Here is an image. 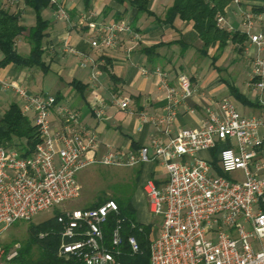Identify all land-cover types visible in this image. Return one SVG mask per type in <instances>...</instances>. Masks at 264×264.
Masks as SVG:
<instances>
[{
	"label": "built area",
	"instance_id": "obj_1",
	"mask_svg": "<svg viewBox=\"0 0 264 264\" xmlns=\"http://www.w3.org/2000/svg\"><path fill=\"white\" fill-rule=\"evenodd\" d=\"M59 15L69 18L64 10ZM217 21L223 26L225 18L221 15ZM88 27L94 32L91 46L98 50L113 48L118 34L132 32L127 22L105 25L91 21ZM249 36L256 47L253 86L263 92L264 34ZM92 79L97 81L98 75L93 74ZM0 86L15 90L22 113L33 115L41 139L28 156L0 146V264H13L18 250L7 252L3 232L17 222H30L42 212L78 199V174L82 170L97 164L136 167L150 159L147 149L138 154L111 151L99 159L90 157L97 147V137L84 127L79 111L57 105L54 95L34 94L16 83L0 82ZM179 86L177 103L194 93L191 79L185 74L180 75ZM130 103L125 98L120 107L127 109ZM170 111L169 120L175 116L174 108ZM53 113L60 118L61 126H54ZM96 115L102 118L103 113L98 110ZM262 125L259 119L243 116L231 101L223 99L206 109L202 127L185 129L167 142H154L155 156L166 170L167 181L158 186L148 179L144 184L150 213L162 218L151 239L150 264H264ZM218 147L222 174L215 170L213 159L200 157ZM229 174H240L241 178L230 179ZM111 213H119L114 200L59 215L58 222L63 225L59 256L67 260L74 257L82 264H121V221L109 246L102 229ZM127 245L132 255L140 252L134 235L127 238Z\"/></svg>",
	"mask_w": 264,
	"mask_h": 264
},
{
	"label": "crops",
	"instance_id": "obj_2",
	"mask_svg": "<svg viewBox=\"0 0 264 264\" xmlns=\"http://www.w3.org/2000/svg\"><path fill=\"white\" fill-rule=\"evenodd\" d=\"M174 2L149 0L152 14L148 15L116 0H91L88 8L83 0H56L41 13L50 22L43 54L47 71L16 64L0 67V82L16 83L34 94L54 95L57 105L79 111L84 127L97 137V147L90 157L99 159L111 151L138 154L147 149L150 160L137 167L139 193L132 199L135 209L141 196L149 205L144 191L148 179L158 186L167 181L166 170L155 156L154 142H167L185 129L202 127L208 107L228 99L243 116L262 122L259 134L264 138V91L253 86L256 47L249 36L264 34V0H232L224 14L217 16L225 18L219 27L245 34L247 40L230 43L224 49L215 42L206 52L193 22L179 17L173 23L165 21ZM1 8L14 13L28 28L36 24V12L25 0H0ZM61 10L67 12L68 19L60 17ZM91 21L105 25L127 22L132 32L118 34L113 48L94 49V32L88 27ZM27 35L17 39L22 55L31 51ZM3 57L0 50V61ZM95 73L97 81L92 79ZM182 74L191 79L194 93L177 103ZM125 98L131 103L122 109L120 103ZM12 103L22 104L13 88L7 91L0 86V121ZM173 108L175 116L169 120ZM98 110L102 118L97 117ZM52 122L61 126L55 113ZM218 149L203 152L200 157L213 159L220 173ZM260 157L264 163V143Z\"/></svg>",
	"mask_w": 264,
	"mask_h": 264
},
{
	"label": "trees",
	"instance_id": "obj_3",
	"mask_svg": "<svg viewBox=\"0 0 264 264\" xmlns=\"http://www.w3.org/2000/svg\"><path fill=\"white\" fill-rule=\"evenodd\" d=\"M83 1L88 8L91 0ZM116 1L135 6L142 13L152 14L148 10L149 0ZM231 2L232 0H175L174 5L167 11L165 21L173 23L174 19L179 17L183 21L193 22L203 42L204 52L215 42H218L220 48L224 49L230 43L240 44L247 40V35L239 32L231 33L218 25L217 16L224 14L225 8ZM50 3L51 0H25V4L36 12V24L30 28L22 25L20 19L8 9H0V50L4 55L0 61V67L16 64L47 71L43 54L50 22L45 20L41 13ZM25 33L28 34L27 38L31 46L28 55L20 54L16 45L17 39ZM40 141V133L34 123V117L24 115L21 106L12 103L0 121V146L19 150L23 156H28L35 151ZM220 174L222 173L220 172ZM119 193L121 194L122 191L120 190ZM120 194L114 197L119 213H111L106 224L102 227L105 243L110 245L113 231L117 227L118 221H121L123 244L121 246L122 254L119 256L120 263L150 264L153 226L138 222L137 211L131 198ZM105 202L107 201L101 199L98 204L88 209L96 208ZM58 216L59 214L39 224H30L28 238L19 249L18 256L14 259L15 264H82L74 257L67 260L59 256L63 225L58 222ZM130 235H134L138 240L140 246L138 254L130 253L127 245V238ZM5 248L7 251L10 249L9 246H5Z\"/></svg>",
	"mask_w": 264,
	"mask_h": 264
},
{
	"label": "rangeland",
	"instance_id": "obj_4",
	"mask_svg": "<svg viewBox=\"0 0 264 264\" xmlns=\"http://www.w3.org/2000/svg\"><path fill=\"white\" fill-rule=\"evenodd\" d=\"M137 167H139V165L136 166V168L106 167L98 164L88 166L78 174V182L81 186V195L78 199L68 201L48 211L42 212L31 222H17V225H12L3 232L2 243L4 246H9L10 248L7 252L11 253L15 250L19 252V249L28 238V228L31 223L39 224L55 217L57 214L61 215L66 211L91 208L95 204H98L101 199L107 202L114 200V197L120 194V190L124 197L131 198L132 200L133 197L139 193V190L137 191L139 183ZM233 177L241 178V175H228L230 179ZM136 206L138 222L142 221L152 224L151 239L154 238L156 229L159 228L162 223V218L153 216L150 213V207L146 199L142 196ZM212 239L214 241L216 240L215 235L212 236ZM13 264H15L14 261Z\"/></svg>",
	"mask_w": 264,
	"mask_h": 264
}]
</instances>
